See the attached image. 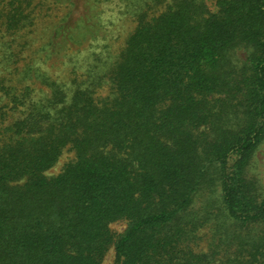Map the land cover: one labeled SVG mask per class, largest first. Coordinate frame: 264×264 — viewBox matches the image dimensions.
I'll use <instances>...</instances> for the list:
<instances>
[{"label": "trees", "instance_id": "1", "mask_svg": "<svg viewBox=\"0 0 264 264\" xmlns=\"http://www.w3.org/2000/svg\"><path fill=\"white\" fill-rule=\"evenodd\" d=\"M118 1L135 27L68 81L0 77V264H264V0ZM72 10L48 58L104 36Z\"/></svg>", "mask_w": 264, "mask_h": 264}, {"label": "rangeland", "instance_id": "2", "mask_svg": "<svg viewBox=\"0 0 264 264\" xmlns=\"http://www.w3.org/2000/svg\"><path fill=\"white\" fill-rule=\"evenodd\" d=\"M73 1L79 4L74 10H72L69 2L61 3L60 0H23L22 4L27 7V17H29L30 23L26 20V26L20 29H9L6 24L7 18L11 15L14 3L20 2L19 0H0V77L5 78L7 84L18 85V80L25 73V68L31 58L35 60V65L40 66L50 75L57 77L60 81H68L71 76L70 68L72 65L76 64L80 67L86 65L87 61L93 58L95 52L97 54L105 53L112 45L117 47L123 44L127 34L136 25L127 1ZM70 10L73 11L76 21L73 18L70 22H66V25L74 24L82 17L88 20V24L94 27H102L104 36L102 35L103 37L101 36L100 39L89 37L82 44L72 45L65 54L63 52L59 56L48 58V51L54 48L52 42L57 32L55 30L60 20ZM90 17L92 18L89 20ZM61 41L62 38L58 35L55 43ZM45 47L46 50H44ZM29 84L30 81H25L18 87V91L24 92L26 85ZM36 94L42 96L44 92L36 88ZM4 101L1 99L0 93V113L8 108L4 106ZM1 106L4 108L1 109ZM19 110H25V108L22 107ZM11 111L13 112V110ZM13 116L15 115L12 114L8 118L12 119ZM63 161L64 157L50 168L48 173H58L64 163ZM113 227L122 231L125 224L118 222L113 224ZM114 258V251L111 250L105 264H113Z\"/></svg>", "mask_w": 264, "mask_h": 264}]
</instances>
